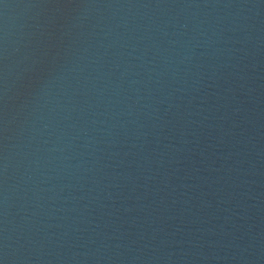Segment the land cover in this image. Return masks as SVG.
Returning <instances> with one entry per match:
<instances>
[{
  "label": "water",
  "instance_id": "1",
  "mask_svg": "<svg viewBox=\"0 0 264 264\" xmlns=\"http://www.w3.org/2000/svg\"><path fill=\"white\" fill-rule=\"evenodd\" d=\"M0 264H264V0H0Z\"/></svg>",
  "mask_w": 264,
  "mask_h": 264
}]
</instances>
